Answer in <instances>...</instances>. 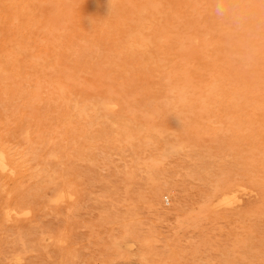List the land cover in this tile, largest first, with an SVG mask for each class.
<instances>
[{
    "label": "rangeland",
    "instance_id": "obj_1",
    "mask_svg": "<svg viewBox=\"0 0 264 264\" xmlns=\"http://www.w3.org/2000/svg\"><path fill=\"white\" fill-rule=\"evenodd\" d=\"M13 1L0 0V264H264V0Z\"/></svg>",
    "mask_w": 264,
    "mask_h": 264
},
{
    "label": "bare ground",
    "instance_id": "obj_2",
    "mask_svg": "<svg viewBox=\"0 0 264 264\" xmlns=\"http://www.w3.org/2000/svg\"><path fill=\"white\" fill-rule=\"evenodd\" d=\"M2 1H5V0H2ZM7 1H8V0H6V3H7ZM10 1H11V0H10ZM14 1H15V0H14ZM14 1H13V3H14ZM18 1H19V0H18ZM18 1H16V2H18ZM56 1H57V0H56ZM65 1H66V0H65ZM65 1H64V2H65ZM67 1H68V0H67ZM67 1H66V2H67ZM88 1H90V3L93 2V1L91 2V0H86V2H88ZM106 1H107V0H105V3H106ZM111 1H112V0H111ZM115 1H116V0H115ZM20 2H21V0H20ZM84 2H85V1H84ZM94 2H95V1H94ZM99 2H101V1H99ZM102 2H104V1H102ZM4 3H5V2H4ZM58 3H59V2H58ZM95 3H96V2H95ZM97 3H98V2H97ZM117 3H118V2H116V3H114V4H117ZM18 4H19V2H18ZM53 4H54V3H53ZM60 4H61V3H60ZM83 4H84V3H83ZM99 4H100V3H99ZM108 4H109V3H108ZM114 4H113V2H112V4L110 3V5H112V6H113ZM68 5H69V4H68ZM89 5H90V4H89ZM89 5H88V6H89ZM97 5H98V4H97ZM0 6H1V5H0ZM6 6H9V5H6ZM10 6H12V4H11ZM14 6H15V8L17 7L16 5H14ZM93 6H94V8H95V7H96V4L93 5ZM100 6H101V5H100ZM105 6H106V5L104 4L103 7H105ZM116 6H118V5H116ZM1 7H2V6H1ZM4 7H5V6H4ZM22 7H23V6H22ZM26 7H27V4H26ZM53 7H54V6H53ZM84 7H85V6H84ZM84 7H83V9H84ZM97 7H98V6H97ZM5 8H6V7H5ZM10 8L13 9L12 7H10ZM28 8H29V7H28ZM57 8H58V7H57ZM90 8H91V6H90ZM90 8H88V9H90ZM101 8H102V7H101ZM101 8H98V9L101 10ZM113 8H115V6L112 7V9H113ZM16 9L19 10L18 8H16ZM22 9H23V8H22ZM65 9H66V8H65ZM65 9H64V10H65ZM91 9H92V8H91ZM91 9H90V11H91ZM95 9H97V8H95ZM110 9H111V8H110V6H109V10H110ZM116 9H117V8H116ZM116 9H115V10H116ZM7 10L9 11L8 8H7ZM24 10H25V8H24ZM59 10H60V8H59ZM62 10H63V4H62ZM70 10H71V9H70ZM84 10H86V9H84ZM92 10H93V9H92ZM104 10H105V9H104ZM104 10H102V13L100 12L102 15H103V11H104ZM107 10H108V9H106V11H107ZM8 11H7V12H8ZM29 11H31V10L29 9ZM95 11H96V10H95ZM106 11H105V12H106ZM118 11H119V10H118ZM121 11H122V10H121ZM121 11H120V12H121ZM124 11H126V13L128 12V10H125V9H124ZM11 12L15 13V9H14V11L12 10ZM16 12H17V11H16ZM20 12H21V11H20ZM26 12H27V10H26ZM52 12H53V11H52ZM64 12H65V11H64ZM84 12H85V11H83V13H84ZM86 12H87V10H86ZM88 12H89V10H88ZM97 12H98V11H97ZM105 12H104V14H106ZM108 12H109V11H108ZM108 12H107V13H108ZM9 13H10V12H9ZM21 13H22V12H21ZM21 13H20V14H21ZM28 13H29V12H28ZM58 13H59V11H58ZM66 13H67V12H66ZM69 13H71V12H69ZM118 13H119V12H118ZM118 13H117V14H118ZM123 13H124V12H123ZM123 13H122V15H125V13H124V14H123ZM129 13H130V12H129ZM20 14H19V15H20ZM22 14H23V13H22ZM22 14H21V15H22ZM53 14H54V13H53ZM63 14H64V13H63ZM71 14H72V13H71ZM85 14H86V13H85ZM85 14H84V15H85ZM87 14H88V13H87ZM93 14H98V13L94 12ZM101 14L97 15V17H98V16L101 17V16H100ZM115 14H116V13H115ZM117 14H116V15H117ZM17 15H18V14H17ZM80 15H81V14H80ZM90 15H91V14H90ZM119 15H120V14H119ZM122 15H121V17H123ZM128 15H131L130 17H132L133 14H128ZM128 15H127V16H128ZM63 16H64V15H63ZM72 16H73V15H72ZM75 16H77V14H76ZM78 16H79V15H78ZM92 16H96V15H92ZM106 16H107V15H106ZM109 16H110V15H109V13H108V16H107V17H109ZM114 16H115V15H114ZM125 16H126V15H125ZM83 17H84V16H83ZM85 17H86V15H85ZM88 17H89V16H88ZM90 17H91V16H90ZM128 17H129V16H128ZM128 17H127V18H128ZM133 17H134V16H133ZM55 18H56V17H55ZM68 18H70V16H68ZM80 18H81V16H80ZM91 18H92V17H91ZM101 18H105V17L103 16V17H101ZM115 18H118V17H115ZM134 18L136 19V17H134ZM66 19H67V18H66ZM71 19H72V18H71ZM94 19H96V18H94ZM97 19H99V18H97ZM59 20H60V18H59ZM62 20H63V19H62ZM67 20L70 21L69 19H67ZM67 20H66V21H67ZM80 20H81V19H80ZM87 20H88V18H87ZM100 20H101V22H102V20H103L104 22H106V19H105V20H104V19H100ZM107 20H109V18H108ZM116 20H118V19H116ZM124 20H126V19H124ZM34 21H35V20H34ZM49 21H50V20H49ZM57 21H58V19H57ZM89 21H90V20H89ZM112 21H114V20H112ZM134 21H135V20H134ZM136 21H138V20H136ZM29 22H30V21H29ZM60 22H61V20H60ZM86 22H87V21H86ZM98 22H99V20H98ZM104 22H103V23H104ZM118 22H119V21H118ZM120 22H121V21H120ZM126 22H127V21H125V25L128 24V23H126ZM33 23H34V22H33ZM90 23H91V22H90ZM96 23H97V22H96ZM96 23H95V21H94V22L92 21V24H96ZM133 23H135V22H133ZM133 23H131L132 26L136 25V24L133 25ZM139 23H140V22H139ZM45 24H46V23H45ZM58 24H59V23H58ZM109 24H110V23H109ZM109 24H108V26H110ZM111 24H112V23H111ZM115 24H116V23H115ZM115 24L113 23L114 26H115ZM131 24H130V26H131ZM47 25H48V23H47ZM47 25L45 26V28L47 27ZM84 25H85V24H84ZM88 25H89V24H88ZM90 25H91V24H90ZM103 25H104V24H103ZM105 25H107V24L105 23ZM116 25H117V24H116ZM120 25H121V23H120ZM138 25H139V24H138ZM64 26H65V25H64ZM64 26H63V27H64ZM80 26H81V25H80ZM85 26H87V25H85ZM92 26H93V25L89 26V28L92 27ZM96 26H98V25H96ZM100 26H102V24H101ZM65 27H66V26H65ZM81 27H82V26H81ZM94 27H95V26H94ZM124 27H125V26H124ZM127 27H128V25H127ZM127 27H126V28H127ZM139 27H140V26H138V28H139ZM49 28H50V27H49ZM57 28H58V27L56 26V29H57ZM89 28H88L87 30L90 31L91 28H90V29H89ZM95 28H98V27H95ZM119 28H121V27H119ZM119 28H116V29H119ZM131 28H132V27H131ZM153 28H154V27L152 26V28H150V29H153ZM156 28H157V27H156ZM162 28H163V27H162ZM59 29H60V31H61V25H60ZM92 29H93V27H92ZM92 29H91V30H92ZM101 29H102V28H101ZM110 29H111V27H110ZM129 29H130V28H129ZM145 29H146V28H145ZM158 29H159V31L161 30L160 28H158ZM158 29H157V30H158ZM82 30H84V29H82ZM98 30H99V29H97L96 31H98ZM103 30H106V28H105V29L103 28ZM122 30H124V28H122ZM135 30H136V29H135ZM141 30H143V29L141 28ZM155 30H156V29H155ZM155 30L153 29V30H151V31H155ZM167 30H168V29H167ZM60 31H59V32H60ZM65 31H66V30H65ZM67 31H68V29H67ZM113 31H114V30H113ZM119 31H120V33H121V30H119ZM119 31H117V32L119 33ZM128 31H129V30H128ZM130 31H131V30H130ZM168 31H169V30H168ZM59 32H58V33H59ZM61 32H62L61 34H63V31H61ZM83 32L86 33L85 31H83ZM93 32H94V29H93V31H92L91 33H93ZM123 32H124V31H122V33H123ZM125 32H127V31H125ZM133 32H134V31H133ZM145 32H146V31H145ZM165 32H167V31H165ZM56 33H57V32H56ZM70 33H71V32H70ZM70 33H69V34H70ZM89 33H90V32H89ZM99 33H100V32H99ZM102 33H103V32H102ZM104 33H105V31H104ZM106 33H107V35L109 34V32H107V30H106ZM106 33H105V34H106ZM110 33L113 34L112 31H111ZM148 33H152V32H148V31H147L145 35H148ZM158 33L163 34L162 32H158ZM48 34H49V33H48ZM54 34H55V32L53 33V35H54ZM71 34H72V33H71ZM71 34H70V35H71ZM78 34H82V35H81V39L83 40V37H82V36H84V34H83V33H78ZM114 34H115V33H114ZM114 34H113L112 36H115ZM59 35H60V33H59ZM63 35H64V34H63ZM63 35H62V36H63ZM73 35H74V34H73ZM75 35L78 36L77 34H75ZM85 35L87 36V34H85ZM88 35H89V34H88ZM96 35L98 36V34H96ZM96 35H95V37H97ZM103 35H104V34H103ZM103 35H102V36H103ZM109 35H110V34H109ZM120 35H121V36H124L125 34H124V35L120 34ZM120 35H118V36H120ZM143 35H144V33H143ZM143 35H142V36H143ZM145 35H144V36H145ZM156 35H157V33H156ZM156 35H155V36H156ZM47 36H48V35H47ZM55 36H56V35H55ZM57 36H58V35H57ZM60 36H61V35H60ZM79 36H80V35H79ZM100 36H101V34H100ZM118 36H117V37H118ZM121 36H120V37H121ZM134 36L136 37V39L139 38V37H137V34L134 35ZM134 36H132V37L135 38ZM153 36H154V35H153ZM50 37H51V36H50ZM64 37H65V36H64ZM66 37H67V36H66ZM104 37H106V35H105ZM104 37H102V38H104ZM107 37H108V36H107ZM109 37H110V36H109ZM109 37H108V38H109ZM125 37H126V36H125ZM146 37H147V36H146ZM167 37H168V36H167ZM55 38H56V37H55ZM60 38H61V37H60ZM62 38H63V37H62ZM72 38H73V37H72ZM72 38H71V39H72ZM78 38H79V37H78ZM78 38H77V39H78ZM87 38H88V37H87ZM91 38H92V34H91ZM93 38H94V37H93ZM93 38H92V39H93ZM98 38H99V36H98ZM121 38H122V37H121ZM123 38H124V37H123ZM143 38H144V37H143ZM154 38H155V37H154ZM154 38H152V39L155 41ZM52 39H54V38H52ZM79 39H80V38H79ZM85 39H86V37H85ZM104 39H105V38H104ZM113 39H115V38H113ZM117 39L120 40L119 38H117ZM152 39H151V41H153ZM160 39H161V38H160ZM60 40H61V39H60ZM62 40H64V39H62ZM68 40H70V39H68ZM74 40H75V39H74ZM74 40H73V41H74ZM86 40H87V39H86ZM86 40H85V41H86ZM94 40H95V39H94ZM98 40H99V39H98ZM101 40H102V39H101ZM115 40H116V39H115ZM118 40H117V41H118ZM138 40H139V39H138ZM138 40H137V41H138ZM147 40H148V39H147ZM52 41H53V40H52ZM54 41H55V39H54ZM73 41H72V42H73ZM75 41H76V40H75ZM88 41H91V40L89 39V40H87L86 42H88ZM95 41H97V40H95ZM102 41L104 42V40H102ZM109 41H110V40H109ZM124 41L126 42V40H122V41L120 40V42H123V43H124ZM139 41H140V40H139ZM151 41H149V42H151ZM167 41H171V40H168V39H167ZM72 42H71V43H72ZM81 42H83V45H84V43H86V42H84V41H81ZM98 42L100 43V40H99ZM98 42H97V43H98ZM111 42H112V40H111ZM114 42H116V41H113V43H114ZM127 42H128V41H127ZM132 42H133V41H132ZM59 43H60V41H59ZM59 43H58V44H59ZM62 43H64V41H62ZM65 43H66V42H65ZM89 43H90V42H89ZM91 43H92V42H91ZM95 43H96V42H95ZM116 43H119V42H116ZM116 43H115V44H116ZM139 43H140V42H139ZM175 43H176V42H175ZM175 43H174V44H175ZM67 44H68V43H67ZM72 44H73V43H72ZM74 44H75V43H74ZM77 44L79 45L80 43H77ZM86 44H87V43H86ZM101 44H102V42H101ZM103 44H104V43H103ZM106 44H107V43H106ZM109 44H110V43H109ZM109 44L106 45V46L109 47ZM119 44H120V43H119ZM119 44H118V45H119ZM127 44H129V43H127ZM131 44H132V43H131ZM146 44H148V43H146ZM152 44H154V43H152ZM170 44H171V43H170ZM54 45H55V44H54ZM59 45H61V44H59ZM63 45H65V44H63ZM88 45H89V44H88ZM98 45H99V44H98ZM98 45H97V47H98ZM116 45H117V44H116ZM154 45L156 46V43H155ZM154 45L151 46V47L153 48ZM157 45H159V44H157ZM161 45H163V43H162ZM168 45H169V44H168ZM69 46H70V49H71V48H72L71 45H69ZM75 46H76V45H75ZM75 46H74V47H75ZM85 46H86V45H85ZM93 46H94V45H93ZM95 46H96V45H95ZM119 46H120V47H121V46L123 47L124 45L122 44V45H119ZM133 46H134V45H133ZM149 46H150V45H149ZM164 46H165V43H164ZM170 46H172V45H169V48H170ZM173 46H174V45H173ZM57 47H58V46H57ZM86 47H87V46H86ZM89 47H90V46H89ZM91 47H92V45H91ZM97 47H93L94 50H95V48L97 49ZM108 47H107V50H108L109 48H111V47H115V46L110 45V47H109V48H108ZM126 47H127V46H126ZM126 47H125V49H124V48H123V49L126 50V49L128 48V47H127V48H126ZM135 47H136V46H135ZM151 47H150V50L152 49ZM159 47H160V46H158L157 48H159ZM176 47H177V46H176ZM81 48H82V46H81ZM84 48H85V47H83L82 50H83ZM115 48H116V47H115ZM115 48H114V49H115ZM136 48H138V47H136ZM145 48H147V47H145ZM148 48H149V47H148ZM154 48H156V47H154ZM166 48H167V46H166ZM58 49H59V48H58ZM60 49H61V48H60ZM85 49H86V48H85ZM89 49H92V48H89ZM111 49H112V48H111ZM114 49H113V50H114ZM116 49H117V48H116ZM116 49H115V50H116ZM128 49H129V48H128ZM130 49H132V48H130ZM173 49H174V48H173ZM75 50H77V49L75 48ZM75 50H74V51H73V50H70V51L75 52ZM94 50H93V51H94ZM115 50H114V51H115ZM118 50H120V52L123 51V50H121L120 48H119ZM118 50H117V51H118ZM148 50H149V49H148ZM158 50H160V48H159V49H154V50H151V51H152V52H153V51H154V52L157 51V54H158V52H159ZM162 50H163V49H162ZM164 50H165V48H164ZM167 50H168V49H167ZM59 51H62V50H59ZM64 51H65V50H64ZM80 51H81V49H80ZM91 51H92V50H91ZM98 51H99V48H98ZM108 51H109V50H108ZM127 51H128V50H127ZM129 51H131V50H129ZM132 51H133V50H132ZM134 51H135V50H134ZM137 51L139 52V49H137ZM143 51H144V50H143ZM151 51H150V52H151ZM168 51H170V50H168ZM57 52H58V51H57ZM86 52H87V51H85V53H86ZM110 52H112V50H111ZM110 52H108V53H110ZM154 52H153V53H154ZM164 52H165V51H163V53H164ZM166 52H167V51H166ZM75 53H76V52H75ZM80 53H81V52H80ZM83 53H84V51H83ZM87 53H89V51H88ZM90 53H91V52H90ZM90 53H89L88 55L85 54V56H86V57L89 56ZM95 53H98L97 50H96ZM95 53H94V54H91V55H92V56H93V55H94V56L97 55V54H95ZM113 53H114V52H113ZM115 53H116V54H115ZM115 53H114L115 56H117V53H119V52H115ZM123 53L125 54V53H127V52H123ZM130 53H132V52H130ZM144 53H146V52H144ZM144 53H143V55H144ZM163 53H161V54L163 55ZM169 53H170V52H169ZM172 53H173V52H171L170 54H172ZM57 54H58V53H57ZM119 54H120V53H119ZM132 54H134V53H132ZM132 54H130V55L132 56ZM135 54H137V52H136ZM139 54H140V53H139ZM141 54H142V53H141ZM146 54H147V53H146ZM161 54H160V55H161ZM164 54H165V53H164ZM76 55H77V53H76ZM79 55H81V54H79ZM79 55H77V56H79ZM107 55H108V54H107ZM107 55H106V56H107ZM130 55H128V56L126 55V58H128L127 61L130 60V59H129V58H130V57H129ZM147 55H148V54H147ZM154 55H156V54H154ZM154 55L152 54L151 56L154 57ZM158 55H159V54H158ZM56 56H58V55H56ZM119 56H120V55H119ZM124 56H125V55H124ZM124 56H123V57H124ZM148 56H149V55H148ZM109 57H110V54H109ZM109 57H108V58H109ZM120 57H122V56H120ZM134 57H135V56H134ZM134 57H133V58H134ZM142 57H143V56H142ZM163 57H164V56H163ZM163 57H162V58H163ZM166 57H167V55H166ZM169 57H170V55H169ZM92 58H93V57H92ZM108 58H107V60H108ZM110 58H111V57H110ZM114 58H115V57H113V60H115ZM126 58H120V59L125 60ZM136 58H137V57H136ZM140 58H141V57H140ZM144 58H147V56H144ZM164 58H165V57H164ZM57 59H58V58H57ZM116 59H118V58H116ZM131 59H132V58H131ZM134 59H135V58H134ZM147 59H148V58H147ZM151 59H152V58H151ZM155 59H157L156 56H155ZM86 60H87V58H86ZM86 60H85V61H86ZM90 60H91V59H88V62H87V61H86V62L89 64V61H90ZM110 60H111V59H110ZM110 60H108V61L110 62ZM139 60H140V59H139ZM139 60H138L139 63L142 62V61H139ZM144 60H145V59H144ZM153 60H154V58H153ZM153 60H152V61H153ZM78 61H80V60H78ZM82 61H83V60H82ZM116 61H117V60H115V63H116ZM131 61H132V60H131ZM131 61H130L131 65L134 66V65H133L134 63H132ZM155 61H158V60H155ZM171 61H172V59H171ZM54 62H55V61H54ZM122 62H123V61H122ZM133 62H135V61H133ZM165 62H167V61H165ZM79 63H80V62H79ZM130 63H129V64H130ZM139 63H136V64H139ZM153 63H154V61H153ZM155 63H156V62H155ZM157 63H158V62H157ZM162 63H164V62H162ZM169 63H170V62H169ZM169 63H168V64H169ZM182 63H184V62H182ZM57 64H58V63H57ZM59 64H60V63H59ZM82 64H83V62L81 63V65H82ZM117 64H118V66H121V65H119V64H120L119 62H118ZM143 64H144V63H143ZM148 64H149V63H148ZM148 64H147V66H151V65H153V64H151V65H148ZM166 64H167V63H166ZM125 65H126V64H125ZM163 65H164V64H163ZM163 65H162V66H163ZM181 65H183V64H181ZM84 66H85V65H84ZM129 66H130V65H129ZM129 66H125V67H129ZM142 66H144V65H142ZM142 66H138V67H142ZM158 66H161V64H160V65L158 64ZM167 66H168V65H167ZM78 67H80V66H78ZM169 67H170V66H169ZM190 67H191V66H190ZM190 67H189V68H190ZM135 68H136V67H135ZM135 68H134V69H135ZM187 68H188V67H187ZM69 69H70V68H69ZM74 69H76L75 66H74ZM126 69H127V68H126ZM134 69H132V70H134ZM138 69L140 70V68H138ZM143 69H144V68H143ZM143 69H142V70H143ZM149 69H150V72H151V70H153L154 67H153V68H149ZM155 69L157 70V67H155ZM155 69H154V70H155ZM159 69H160V68H159ZM161 69H162V68H161ZM161 69H160L159 71H161ZM163 69H164V68H163ZM182 69H183V68H182ZM190 69H192V68H190ZM77 70H78V69H77ZM120 70L122 71V69H120ZM129 70H130V69H129ZM164 70H166V67H165ZM169 70H170V69H169ZM193 70L195 71V69H193ZM74 71H75V70H74ZM130 71H131V70H130ZM134 71L137 72L136 69H135ZM140 71H141V70H140ZM140 71H139V72H140ZM143 71H145V70H143ZM190 71H192V70H190ZM58 72H59V71H58ZM60 72H61V71H60ZM98 72H99V71H98ZM152 72H153V71H152ZM162 72H163V71H162ZM162 72H161V73H162ZM170 72H171V71H170ZM188 72H189V71H188ZM188 72H187V73H188ZM192 72H193V71H192ZM61 73H62V72H61ZM137 73H138V72H137ZM159 73H160V72H159ZM177 73L179 74V76H180L181 79H182V74H180V72H177ZM182 73H184V72H182ZM189 73H190L189 75H191V72H189ZM193 73H194V72H193ZM195 73H196V71H195ZM142 74H143V72H142ZM150 74H151V73H150ZM153 74H154V73H153ZM164 74H165V73H164ZM175 74H176V73H175ZM218 74H219V73H218ZM58 75H59V74H58ZM60 75H62V74H60ZM126 75H127V74H126ZM151 75H152V74H151ZM166 75H167V74H166ZM158 76H159V75H158ZM192 76H195V74H192ZM216 76H218V75H216ZM129 77H130V76H129ZM160 77H164V75H163V76L161 75ZM175 77H176V79L178 78L177 76H175ZM164 78H165V77H164ZM164 78H163V79H164ZM166 78H167V77H166ZM206 78H208V77H206ZM211 79H214V78H211ZM206 80H208V79H206ZM58 81H59V80H58ZM161 81H162V80H161ZM161 81H160L159 83H161ZM200 81H202V80L200 79ZM203 81H204V80H203ZM209 81H211V80H209ZM59 82H61V81H59ZM172 82H173V81H172ZM172 82H171V83H172ZM181 82H182V81H181ZM204 82H205V81H204ZM207 82H208V81H207ZM159 83H158V84H159ZM163 83L165 84L166 82L164 81ZM55 84H56V83H55ZM180 84H182V83H180ZM225 84H226V83H225ZM59 85H60V83H59ZM63 85H64V84H63ZM176 85H177V83H176ZM198 85H199V84H196V86H198ZM201 85H202V84H201ZM205 85L207 86V84H205ZM214 85H216V83H214ZM219 85H220V84H219ZM65 86H66V85H65ZM65 86H64V87H65ZM154 86H156V85H154ZM159 86H162V84H160ZM165 86H166V84H165ZM208 86H209V85H208ZM64 87H63V90H64ZM141 87H142V86H141ZM202 87H203V86H201V88H202ZM56 88H57V84H56ZM56 88H55V89H56ZM60 88H61V85H60ZM65 88H66V87H65ZM153 88H154V87H153ZM156 88H159V87H156ZM163 88H165V87H163ZM179 88H181V87H179ZM185 88H187V87H185ZM193 88H196V87H193ZM203 88H206V87L204 86ZM207 88H208V87H207ZM216 88H217V87H216ZM231 88H234V87H231ZM58 89H59V88H57V90H58ZM165 89H166V88H165ZM175 89H176V88H175ZM66 90H67V89H66ZM179 90H180V89H178V91H179ZM182 90H183V89H182ZM190 90H193V89L191 88ZM190 90L187 89L186 91H190ZM220 90H221V89H220ZM222 90H224V89H222ZM225 90H226V89H225ZM58 91H59V90H58ZM61 91H62V90H61ZM61 91H60V92H61ZM68 91H69V90H68ZM193 91H194V90H193ZM204 91H206V90L204 89ZM227 91L230 92L228 89H227ZM238 91H239V90H238ZM60 92H59V93H60ZM62 92H63V91H62ZM221 92H222V91H221ZM221 92H220V93H221ZM240 92H241V91H240ZM71 93H72V92H71ZM225 93H226V92H225ZM235 93H236V92H235ZM73 94H74V93H73ZM73 94H72V97H73ZM242 94H243V93H242ZM58 95H59V94H58ZM60 95H61V94H60ZM65 95H66V94H65ZM224 95H226V94H224ZM232 95H233V93H232ZM63 96H64V95H63ZM67 96H68V95H67ZM67 96H65V98H66ZM243 96H244V95H243ZM70 97H71V96H70ZM72 97H71V98H72ZM56 98H57V97H56ZM56 98H55V99H56ZM63 98H64V97H62V99H63ZM67 98H69V96H68ZM73 98H74V97H73ZM53 99H54V97H53ZM58 99H59V98H58ZM241 99H242V98H241ZM59 100H60V99H59ZM74 100H75V99H74ZM74 100H73V101H74ZM104 100H105V99H104ZM235 100H236V98H235ZM235 100H234V101H235ZM247 100H249V98H248ZM56 101H57V99H56ZM69 101H70V99H69ZM71 101H72V99H71ZM77 101H78V100H77ZM83 101H84V100H83ZM238 101H240V100H238ZM241 101H242V100H241ZM74 102H75V101H74ZM74 102H73V103H74ZM222 102H223V101H222ZM224 102H225V101H224ZM230 102H231V101H230ZM78 103H79V102H78ZM80 103H82V102L80 101ZM95 103H96V102H95ZM95 103H94V104H95ZM233 103H235V102H233ZM236 103H237V102H236ZM240 103H241V102H240ZM69 104H70V102H69ZM229 104H230V103H229ZM59 105H61V103H60ZM79 105H80V104H79ZM81 105H82V104H81ZM106 105H107V104H106ZM230 105H231V104H230ZM54 106H55V105H54ZM56 106H57V108H59L58 105H56ZM61 106H62V105H61ZM64 106H66V104H64ZM67 106H69V105H67ZM86 106H87V105H86ZM86 106L84 107V105H83L84 109H85V108H88L89 105H88L87 107H86ZM243 106H244V105H243ZM243 106H242V107H243ZM62 107H63V106H62ZM235 107H237V106H235ZM54 108H55V107H54ZM57 108H56V109H57ZM65 108H66V107H65ZM75 108H76V107H75ZM77 108H78V107H77ZM106 108H107V107H106ZM243 108H244V107H243ZM246 108H247V107H246ZM79 109H80V108H79ZM112 109H113V108H112ZM240 109H241V108H240ZM61 110L63 111L64 108L61 109ZM68 110H70V109L68 108ZM77 110H78V109H77ZM82 110H83V109H81L80 112H81ZM85 110H86V109H85ZM57 111H59V110H57ZM62 111H61V112H62ZM64 111H65V110H64ZM83 111H84V110H83ZM110 111H111V110H110ZM248 111H250V110H248ZM59 112H60V111H59ZM59 112H58V113H59ZM66 112H68V111L66 110ZM69 112H71V111H69ZM254 113H256V112H254ZM95 114H96V113H95ZM252 114H253V113H252ZM259 114H262V113H259ZM66 115H67V114H66ZM66 115H64V116H65V118L67 119V116H66ZM69 115H70V114H69ZM69 117H70V116H68V118H69ZM81 117H82V116H81ZM96 117H97V116H96ZM263 117H264V116H263ZM254 118H255V117H254ZM69 119H70V118H69ZM258 119H259V118H258ZM260 119H261V118H260ZM67 120H68V119H67ZM261 120H262V119H261ZM256 121H258V120H256ZM65 122H66V120H65ZM67 122H69V121H67ZM259 122H261V121L259 120ZM256 123H257V122H256ZM69 124H71V123H69ZM69 124H68V125H69ZM259 124H260V123H259ZM257 125H258V124H256V128H257ZM261 125H262V122H261ZM245 126H247V125H245ZM248 126L250 127V125H248ZM258 126H260V125H258ZM67 127H68V126H67ZM69 127H70V126H69ZM256 128L253 127V130L255 131ZM260 128H261V127H260ZM263 129H264V128H263ZM260 130H261V129H260ZM68 131H69V130H68ZM119 131L121 132L122 129H120ZM123 131H124V130H123ZM258 132H259V131H258ZM255 133H256V135L261 134L260 132H259V133L255 132ZM117 134H119V132H118ZM121 135L125 136V134H122V133H121ZM256 135H255V136H256ZM123 136H122V137H123ZM259 137H260V136H259ZM120 138H121V136H120ZM64 140H65V139H64ZM65 144H66V143H65ZM61 146H63V147H62V148H63V151L65 150L64 148L67 149V146L64 147V144L61 145ZM61 146H59V147H61ZM163 146H164V145L162 144V149H163ZM54 148H57V147L54 146ZM167 148H168V150L171 149V148H169L168 146L166 147V145H165V150H166ZM32 149H33V148H32ZM57 149H58V151L60 150L59 148H57ZM57 149H56V150H57ZM33 150H34V149H33ZM30 151H31V150H30ZM30 151H28V152L30 153ZM53 151H55V150L53 149L52 152H53ZM65 151H66V150H65ZM163 151H164V150H163ZM173 151H174V150H173ZM173 151H172V152H173ZM28 152H27V154H28ZM31 152H32V151H31ZM52 152H50V153H52ZM56 152H57V151H56ZM0 153H1V152H0ZM3 153H4V152H3ZM3 153L0 154V155H1V156H0V161H1V157H3V158H2V163L4 162L3 165L9 167V165H7V163H6V159H4L5 157H4V154H3ZM24 153H25V152H24ZM57 153H58V152H57ZM59 153H60V152H59ZM163 153H164V152H163ZM165 153H167V151H166ZM30 154H31V153H30ZM30 154H29V155H30ZM53 154H55V152H53ZM2 155H3V156H2ZM10 155H11V154H10ZM31 155H32V154H31ZM33 155H34V154H33ZM33 155H32V156H33ZM56 155H57V154H56ZM56 155H54V156L51 155V156L55 157ZM32 156H30V157H32ZM53 157H52V158H53ZM13 159H14V158H13ZM3 160H5V161H3ZM13 161H14V160H13ZM0 163H1V162H0ZM2 163H1L0 167L2 166V168L5 169V168H4L5 166H3ZM10 169H12V167H11ZM62 186H63V185H62ZM67 186H68V185H67ZM4 187H5V186H4ZM68 187H69V186H68ZM2 188H3V187H2ZM61 188H62V187H61ZM62 189H63V188H62ZM58 190H59V188H58ZM58 190L56 189L57 192H58ZM59 191H60V190H59ZM68 191H70V190L68 189ZM61 193H62V192H61ZM61 193H60V194H61ZM57 194H58V193H57ZM57 194H55V195H57ZM8 195H10V192L8 193ZM62 196H63V195H62ZM62 196H60L61 199H62V198L64 199V196H63V197H62ZM59 199H60V198H59ZM63 199H62V200H63ZM58 201H59V200H58ZM60 201H61V200H60ZM230 204H231V203H230ZM8 207H9V205H8ZM8 207H6V208H8ZM27 208H28V207H27ZM27 208H26V209H27ZM22 209H23V207H22ZM22 209H21V210H22ZM1 210L3 211V209H1ZM4 210H5V209H4ZM21 210H19V211H21ZM7 211L9 212V210H7ZM23 211H24V209H23ZM23 211H21V213H22ZM5 212H6V211H5ZM8 212H7V213H8ZM11 212H12V211H11ZM9 213H10V212H9ZM15 213H17V212H15ZM23 213H24V212H23ZM10 214H11V213H10ZM7 215H8V214H7ZM4 216H6V213H5ZM7 219H8V218H7ZM61 234H62V233H61ZM61 236H62V235H61ZM18 254H19V253H18ZM15 257H16V256H15ZM19 258H20V257H19Z\"/></svg>",
    "mask_w": 264,
    "mask_h": 264
},
{
    "label": "clouds",
    "instance_id": "obj_3",
    "mask_svg": "<svg viewBox=\"0 0 264 264\" xmlns=\"http://www.w3.org/2000/svg\"><path fill=\"white\" fill-rule=\"evenodd\" d=\"M216 12H217V14H222L223 9L218 6L217 9H216Z\"/></svg>",
    "mask_w": 264,
    "mask_h": 264
}]
</instances>
